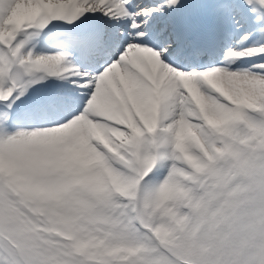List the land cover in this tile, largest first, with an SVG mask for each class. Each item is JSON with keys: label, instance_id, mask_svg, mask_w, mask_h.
I'll list each match as a JSON object with an SVG mask.
<instances>
[{"label": "snow or ice", "instance_id": "obj_1", "mask_svg": "<svg viewBox=\"0 0 264 264\" xmlns=\"http://www.w3.org/2000/svg\"><path fill=\"white\" fill-rule=\"evenodd\" d=\"M0 264H264V0H0Z\"/></svg>", "mask_w": 264, "mask_h": 264}, {"label": "clouds", "instance_id": "obj_2", "mask_svg": "<svg viewBox=\"0 0 264 264\" xmlns=\"http://www.w3.org/2000/svg\"><path fill=\"white\" fill-rule=\"evenodd\" d=\"M52 216H55L56 219L52 222L58 224L59 226H62L66 229H68L69 231H77L79 230L77 228V225L75 223V221H70L69 219L66 218L65 215L58 213V212H53ZM49 219L51 220L52 217H49ZM74 238V237H73Z\"/></svg>", "mask_w": 264, "mask_h": 264}, {"label": "rangeland", "instance_id": "obj_3", "mask_svg": "<svg viewBox=\"0 0 264 264\" xmlns=\"http://www.w3.org/2000/svg\"><path fill=\"white\" fill-rule=\"evenodd\" d=\"M66 27H70V26H66Z\"/></svg>", "mask_w": 264, "mask_h": 264}, {"label": "bare ground", "instance_id": "obj_4", "mask_svg": "<svg viewBox=\"0 0 264 264\" xmlns=\"http://www.w3.org/2000/svg\"><path fill=\"white\" fill-rule=\"evenodd\" d=\"M59 26H61V25H59Z\"/></svg>", "mask_w": 264, "mask_h": 264}]
</instances>
